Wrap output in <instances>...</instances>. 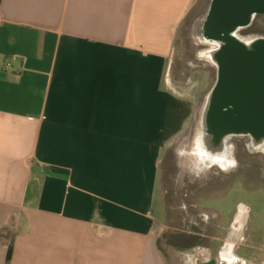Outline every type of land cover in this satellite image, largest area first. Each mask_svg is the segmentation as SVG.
I'll return each instance as SVG.
<instances>
[{"label":"crops","instance_id":"1","mask_svg":"<svg viewBox=\"0 0 264 264\" xmlns=\"http://www.w3.org/2000/svg\"><path fill=\"white\" fill-rule=\"evenodd\" d=\"M197 1L0 0V264H264L248 209L211 236L201 186L172 178L168 222L154 214L195 117L171 73ZM204 146L197 176L231 164ZM221 166L231 181L236 159Z\"/></svg>","mask_w":264,"mask_h":264},{"label":"rangeland","instance_id":"2","mask_svg":"<svg viewBox=\"0 0 264 264\" xmlns=\"http://www.w3.org/2000/svg\"><path fill=\"white\" fill-rule=\"evenodd\" d=\"M211 0H198L188 19L182 24L177 37V49L174 57V66L171 77L179 92H184L194 98L196 112L188 129L179 138L174 148L167 153L163 161L160 187L154 207V214L163 223L169 220V205L175 202L172 196L167 195L171 179L184 187L196 189L201 186L211 195L205 199L210 215L218 218L219 229L211 231V236H218L232 223V214L244 205L250 212L251 220L246 232V238L260 243L264 238V149L254 151L249 139L230 138L226 143L227 155L222 168L228 173L233 165V158H241L242 168L235 177L224 181L220 167L209 161L210 166L204 176H197L191 165L196 161L201 151L206 152L204 146V117L210 97V92L217 81L218 68L210 56L215 48L200 38L197 32L199 22L205 17ZM238 37L246 42L264 38V16H257L250 27L243 29ZM175 151L184 153L181 160H177ZM164 160V158H163ZM176 162L179 166L173 171ZM231 166V167H229ZM229 170V171H228ZM213 210H217L214 212Z\"/></svg>","mask_w":264,"mask_h":264},{"label":"water","instance_id":"3","mask_svg":"<svg viewBox=\"0 0 264 264\" xmlns=\"http://www.w3.org/2000/svg\"><path fill=\"white\" fill-rule=\"evenodd\" d=\"M259 15L264 16V0H211L197 26L200 38L215 47L210 56L219 70L204 117V124L207 123L216 141L229 136L264 140V114L251 113L264 109V99L243 100L247 111L243 112L233 95L239 77L245 82L257 78L264 83V38L246 42L238 37Z\"/></svg>","mask_w":264,"mask_h":264},{"label":"flooded vegetation","instance_id":"4","mask_svg":"<svg viewBox=\"0 0 264 264\" xmlns=\"http://www.w3.org/2000/svg\"><path fill=\"white\" fill-rule=\"evenodd\" d=\"M247 29V28H246ZM245 30V29H244ZM218 68V66H217ZM240 69V68H239ZM242 69V68H241ZM239 70V74H242V70ZM219 72V70H218ZM238 82L235 86V92H234V97L236 98V100L239 102V111L243 110V112H247L245 109V105H243L242 101L243 100H247V99H258V98H263L264 99V83L259 82L257 78H252L250 81H246L245 79L239 77L238 78ZM218 82V73H217V81L215 86L213 87L212 91L210 92V95L212 94L214 88L216 87ZM208 107V105H207ZM260 113V114H264V109L262 108H258L255 110H252L251 113ZM204 132H205V140H204V144L207 146L208 148V152L210 154V157H215V156H226L227 150H226V143L228 142V140L230 138H245V139H249L250 141V146L252 147V149L254 151H259L264 149V140L263 141H256L254 140L251 136H229L227 137L225 140L223 141H216L213 133L210 132V129L207 126V123L204 124ZM242 168V163H241V158L240 157H236V169L239 171ZM246 212H247V208L242 205L241 206V211L239 212L238 216H237V223L236 224H241L243 222V220H245L246 217Z\"/></svg>","mask_w":264,"mask_h":264},{"label":"built area","instance_id":"5","mask_svg":"<svg viewBox=\"0 0 264 264\" xmlns=\"http://www.w3.org/2000/svg\"><path fill=\"white\" fill-rule=\"evenodd\" d=\"M16 59H17V57H14L11 60H9L7 62L6 68L11 69V67H12V61H15Z\"/></svg>","mask_w":264,"mask_h":264},{"label":"trees","instance_id":"6","mask_svg":"<svg viewBox=\"0 0 264 264\" xmlns=\"http://www.w3.org/2000/svg\"><path fill=\"white\" fill-rule=\"evenodd\" d=\"M12 257V248H10L9 255H8V262L11 260Z\"/></svg>","mask_w":264,"mask_h":264},{"label":"bare ground","instance_id":"7","mask_svg":"<svg viewBox=\"0 0 264 264\" xmlns=\"http://www.w3.org/2000/svg\"><path fill=\"white\" fill-rule=\"evenodd\" d=\"M220 157H223V156H220ZM206 172V171H205Z\"/></svg>","mask_w":264,"mask_h":264}]
</instances>
